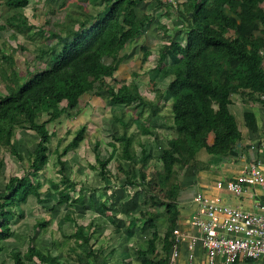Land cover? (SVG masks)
Segmentation results:
<instances>
[{"label":"trees","instance_id":"trees-1","mask_svg":"<svg viewBox=\"0 0 264 264\" xmlns=\"http://www.w3.org/2000/svg\"><path fill=\"white\" fill-rule=\"evenodd\" d=\"M0 1L5 11L1 31L24 34L33 30L23 15L29 0ZM90 1L99 8L95 14H84L75 22L76 27L64 34L50 33L55 42L37 50L34 61L42 68L35 65L33 71L27 69L22 76L16 70L13 57L6 55L0 47V71L11 83L6 95L0 96V150H13L17 129L34 132L37 137L35 148L28 156L26 173L8 177L0 192V243L12 236L11 223L20 217L16 216L17 206L25 204L29 197L42 201V184L37 177L48 163L52 134L46 128L47 123L63 115L72 117L76 114L79 100L92 92L97 82L102 91L100 96L105 94L109 105L131 107L139 118L147 113L146 119H152L160 113L161 95L157 102H150L140 95L135 84L120 83L119 87L113 88L106 83V79L115 82L114 73L125 57L118 56L120 51L127 44L137 41L144 27L153 21L150 15L138 17L136 14L137 7L147 0ZM153 1L157 9H166V16L173 11L180 23L172 36H165L168 44L161 47L154 68L159 72L164 70V76L170 77L164 102L170 104V129L174 137L167 140L166 148L161 150L159 160L162 171L154 172L152 178H147L145 174L148 156H145L144 147L140 146L143 163L137 181L150 192V208L163 207L162 215L167 227L161 236L154 221L156 214L139 212L152 231L147 249L139 251L138 256L140 264H168L173 231L179 217L178 205L187 193L178 184H171L168 193L164 194L175 170L181 172L188 165L197 172L208 170L210 163L198 158L201 152L210 157L223 158L237 150L241 134L228 110L232 95H239L245 103L264 106V0H187L175 5L164 0ZM158 27L164 35L169 33L164 27ZM43 33L37 29V35L42 36ZM182 34L183 38L179 40ZM140 51L143 64L148 61L151 52L145 48H140ZM169 55L176 59L167 65ZM104 57L111 58V65L103 63ZM42 115L48 119L38 123L37 118ZM251 117V114H245L247 125L254 131L255 125L248 122ZM113 118L121 130V134L113 137L120 148L118 176L122 173L126 177L125 184L133 186L137 184L133 179L137 155L133 135L128 134L133 122H124L122 116L114 115ZM153 129L149 122L139 125L140 135H152ZM86 132V126L80 127L56 155L60 179L51 183V188L58 206L86 208L81 191L72 196L77 184L67 175L65 161L62 160L82 144ZM110 146L115 148V144ZM13 155L20 159L17 153ZM108 162L95 156L97 166L93 170L103 181L110 177L106 170ZM2 164L0 154V167ZM121 164L127 165V170ZM70 218L65 216L66 220ZM47 226L48 221H39L34 225L35 229ZM68 239L74 240V246L69 247L72 252H76L80 243L88 244L90 240L83 235V227L76 223L75 232ZM21 255L20 252L10 254L13 264H25L34 257L40 264H59L55 258L31 246Z\"/></svg>","mask_w":264,"mask_h":264},{"label":"rangeland","instance_id":"rangeland-1","mask_svg":"<svg viewBox=\"0 0 264 264\" xmlns=\"http://www.w3.org/2000/svg\"><path fill=\"white\" fill-rule=\"evenodd\" d=\"M184 1L187 0H175V4L183 3ZM61 4L63 5L61 6ZM98 10L99 8L93 6L90 0H29L28 6L23 10V15L26 17L28 24L32 26L33 30L27 31L24 34L14 33L12 30H0L1 50L5 52L6 55L13 57L17 72L24 76L26 70L33 71L35 65L40 68L43 67L34 61V57L40 47L55 42L54 39L50 38V33L64 34L74 29L76 27L75 22L81 19L84 14H95ZM165 10L164 8L157 9L156 3L153 1L151 2V0L137 7L136 14L138 17L146 14L155 19L151 22L154 28L153 33H155V38L148 37L147 40L141 43L148 47L153 45V50H150L152 55L148 58L147 62L142 64V52L139 49L140 43L127 44L125 49L120 51L118 55L119 57L125 55V57H123V60L118 66V70L114 73L115 82L106 79V83L111 87L117 88L120 86V83H125L127 85L135 84L138 86L140 95L150 102L155 101L157 90L162 92L167 87L170 79H164V77H166L164 76L166 72L161 70L159 74L157 73L156 77L152 68H154L156 64L157 51H159L162 46L167 45L168 38L165 36H172L175 32L173 27L179 28L180 23L176 20L173 11L170 12L171 14L169 16H166V14H164ZM4 17L5 11L0 1V25L3 24ZM155 24L156 26H165L169 28V33L164 35L163 30L160 27H155ZM152 27L148 25V28L147 26L145 28L151 30ZM37 29L44 32L42 36L36 34ZM181 38H183V34L179 37V40H181ZM171 58L172 59L168 61L169 64L176 59L172 56ZM103 63L107 66L111 65V58L104 57ZM148 70H150L148 72L149 74L147 73ZM159 78H162V80ZM149 79H151V81L155 80V83L150 82ZM10 86V81H8L7 77L0 71V96L6 95ZM99 92L102 93L100 85L97 82L94 86V90L80 99L76 114H73L72 117L63 115L60 119L47 123L46 128L52 134L48 152V163L37 177L42 184L40 189L41 199L47 202V204L44 206L43 204H39L33 197H29L25 205H18L15 211H17L16 216L20 217L11 223V229L16 234H22L24 236L31 234L32 229H34V223L39 221L45 222L46 220L51 221L53 228L58 227L61 228L64 233H68L69 229L73 228L74 223H82L80 217L87 218V216L91 215L89 212L86 215V211L77 206L69 208L66 206H57L52 213L47 209L56 204V196L51 188V183H56L60 179L56 155L72 140L74 133L82 126H86L87 128L84 141L78 148L70 151L62 159L65 161L67 175L77 184L76 191L72 196L75 197L81 190V193L85 196L84 201H86L87 204L93 205L95 203L94 208L96 211H105L104 213H106V216L110 218H116L120 213L121 207H123L122 211H124V213L132 210L131 215L135 216L132 217V222H139L137 229H139V233L144 235V237L147 236V239L152 230L147 227L145 223L146 219L142 218L139 212H154L157 215L154 221L158 232L161 236L164 234L165 226L161 224V221L164 220L162 219L163 207L150 208V192L147 191L145 186L138 184L137 177L139 168L143 163L142 154H140V146L144 147L143 149L146 152L145 156H148L145 167L147 169H145L147 171V173H145L147 178H152L154 172L162 171V165L159 160L161 150L166 148L167 143L165 144V142L169 140V137H174V133L170 129L172 125L170 104L161 103L162 110L160 113L162 117H160V120L156 118L157 116L152 119H146L147 113H145L142 118H139L131 107L109 105L105 94L100 96L101 93ZM92 97L93 101L91 100ZM114 115L122 116L124 122H133L130 124L128 130V134L133 135L134 151L138 156L136 159L137 161H135L136 166L133 173V179L137 184L133 186L125 184L126 177L122 173L118 176L117 166L119 164L118 152L120 148L117 143L113 141V137L121 134V130L114 121ZM47 119L48 117L46 115H42L37 118V122L43 123L47 121ZM143 122H149L153 126L152 128L158 127L159 122H165L166 129L160 131L154 130L152 134L154 139L148 136L140 139L139 125ZM159 134L161 138L164 137L165 142L162 140L157 142ZM13 142V150H0L3 160L2 167H0V192L8 177L22 176L26 173L29 167L28 156L35 148L37 137L34 132L17 129ZM110 144H115V148H112ZM14 152L19 155L20 159H17L13 155ZM203 154L206 155L204 152H201L198 158L201 159L202 156H204ZM96 155H98L101 160L109 161L106 170L110 173V177L106 182L98 176L95 170H93V167L97 166L95 163ZM121 167L127 170V165L121 164ZM175 171V174L164 190V194L168 193L171 184H178L182 179V175H180L181 172L178 169ZM189 172V177H192L194 169L192 168V171ZM220 180L224 181V179ZM97 186H104L101 193L97 192ZM108 189H111L113 192L111 193ZM91 195L94 202L88 198ZM183 197H181V199ZM130 200L133 201V207L126 205ZM231 200L232 202L230 205L236 207V203L233 201L234 199L231 198ZM98 201L103 203V210H101V205H98ZM92 211L93 210H91V212ZM67 214L71 215L70 220L62 221L64 215ZM125 218L128 217L125 216ZM116 223V226L121 224L118 223L117 225ZM143 229H145L144 232H142ZM40 232H42L43 236L53 233L55 235L57 234L54 229L51 230L50 228H48L47 231L40 229ZM34 234L38 233L34 232ZM8 242H10V240ZM0 244L2 246L3 242ZM158 249H160V244H158ZM8 257L11 258L10 255H8L6 259ZM9 258L7 259V261L9 260L8 264H12Z\"/></svg>","mask_w":264,"mask_h":264},{"label":"crops","instance_id":"crops-1","mask_svg":"<svg viewBox=\"0 0 264 264\" xmlns=\"http://www.w3.org/2000/svg\"><path fill=\"white\" fill-rule=\"evenodd\" d=\"M152 1L153 0H151V2ZM262 7L264 9V4L262 5ZM154 20L155 19H153V21ZM148 25L152 27L151 23L146 25L147 28ZM155 27H158V25L156 26L155 24ZM162 27H164V29L166 28L167 31L169 30V28L165 26ZM147 28L144 29L145 31L143 30V34L141 35V37L137 41L132 43L138 42L140 43L139 44L140 48H145L146 50L151 52L150 50L151 49L153 50V45L148 47L147 45L144 46L143 44H141L143 41L147 40L148 37L155 38L154 35L155 33H153L154 28L152 27L151 30ZM175 28L177 27H173V29ZM160 51H161L160 49L159 51H157V56ZM171 59H172L171 55H169L168 58H166L167 65L169 64L168 61H170ZM154 68H156V64ZM154 68L152 69L154 70ZM149 71L150 70H148L147 73ZM154 73L156 76L157 73L159 74L160 72L158 70L157 71L154 70ZM164 79L165 80L170 79V77L167 76L164 77ZM149 80L150 82L155 83V80L154 81H151V79ZM160 80H162V78ZM166 88L162 92H159L158 90L156 91L157 95H155L154 102H157L156 100L158 96L160 95L162 96L161 101H159L160 103L159 107H161L158 108L159 112L162 110L161 103H165L164 100L166 98ZM85 95H83L82 97H84ZM92 99L93 97L91 98V100ZM230 100L231 102L228 106V110L234 117L238 130L241 134V140L238 144L237 150H234L233 153L228 154L223 158H214L203 154L204 156H202L200 160L203 162L210 163L211 166L209 167L208 170H202L197 172L193 166L188 165L184 170L181 171L180 175H182V179L178 183V185L183 190H186L187 193L182 198V201L178 205L179 217L177 220L176 228L181 230V232L187 235V237L185 238L184 241H182L180 245L181 251L174 264H206L204 253L202 252L201 245L199 242H196L192 250L188 249V243H189L188 237L197 236L196 230L191 228L190 226V219L196 208V205L193 202L194 194L197 192H202L205 195L217 194L216 190L214 189L215 180L224 179V181H226L231 178H234L235 176L238 175L242 167L247 162L254 159H257L261 162L264 171V106L258 103H253V104L245 103L243 102L241 97L236 94L232 95L230 97ZM245 114H251L252 117L250 120H248V122H252L253 125H255L254 131L249 128L250 127L249 125H247ZM160 117H162L161 113H159L156 118L160 120L161 119ZM158 127L156 128L154 127L152 132L154 133V130L160 131L166 129L165 122H159ZM145 136L154 139L152 135H140V139H143ZM162 138L161 135L159 134L157 138V142L159 140L165 142L164 137ZM170 138L171 137H169V139ZM211 141L212 140L210 139V143ZM140 154H141V148H140ZM192 168L194 169L193 172L194 174L192 177H189L190 175L189 171H192ZM103 187L104 186L102 187L97 186L96 187L98 190L97 192L101 193ZM108 190L111 191V193L113 192L111 189ZM228 197L231 196L224 194V199L226 200V202L231 204L232 197L231 198ZM88 198L92 200L93 197L91 195ZM131 201L132 200L127 202L126 205L132 206L133 201L132 202ZM233 201L236 203V207H243L249 211L254 210L253 206L249 203L247 199H242V200L234 199ZM56 202H57V197H56ZM38 203L43 204L44 206L45 204H47V202L45 201H40ZM97 203L98 205H101V210H103L102 208L103 203H101L100 201H98ZM57 206L58 205L55 204L53 207H49L47 209L51 210L49 212L52 213L55 210V207ZM85 206L86 208L84 206L83 207L77 206V207L83 208L86 211V215L88 214V212L89 214L91 213V215L87 216V218L84 216H83L84 218L80 217L82 223L81 224L77 223V225L82 226L83 235L90 238L88 244L80 243V246L76 248V252H72L69 249V247L74 246V240L68 238L75 232V223L73 224V228L69 229L68 233H64L61 228L58 227L53 228L52 227L53 224L51 223V221L46 220L48 221V226L46 228L35 229L34 227L35 223H34L33 225L34 229H32L31 234H27L25 236L22 234H16L15 232L12 231V236L9 239L3 241V245L1 246L0 264H8L9 260L7 261V259L9 257L7 259L6 257L10 255V253L20 252L22 254L21 256H23V254L26 253L27 248L29 246L37 249L44 255H50L51 257L55 258L59 264H140L141 260L139 259L138 252L145 251L147 249L148 240L150 239L151 234H149L148 236L149 238L147 239V236L144 237V235L139 233V229H137L139 222L137 223L132 222L133 221L132 217H135L131 215L132 210L127 211V213H124V211H122L123 207H121L120 213L122 215L119 213L116 218H110L109 216H106V213H104L105 211L103 212L96 211V209L94 208L95 203L93 205H90L87 204V202L85 201ZM91 210L93 211L91 212ZM123 215L127 216L128 218H125V216ZM65 216L66 215H64V217L62 218V221L66 220ZM67 216H71V215L67 214ZM162 219L164 220L161 221V224H164L166 229L167 221L163 215H162ZM115 223L117 225L118 223L121 224L116 226ZM48 228H50L51 230L54 229L57 232V234L55 235L53 233L54 235L48 234L43 236L42 232H40V229L47 231ZM33 231L37 232L38 234H34ZM144 231L145 229H143L142 232ZM9 240L10 242H8ZM158 252L160 255H162V252H160V250H158ZM9 259L12 261L13 264V260L11 258ZM25 264H40V263L38 262L37 258L34 257L31 262L25 261ZM216 264H220V263H216ZM235 264H264V262L243 260L236 262Z\"/></svg>","mask_w":264,"mask_h":264},{"label":"built area","instance_id":"built-area-1","mask_svg":"<svg viewBox=\"0 0 264 264\" xmlns=\"http://www.w3.org/2000/svg\"><path fill=\"white\" fill-rule=\"evenodd\" d=\"M164 1L175 4L173 0ZM214 189L215 195L197 192L193 196L196 208L190 226L197 236L188 237V249L192 250L199 242L206 264H235L243 260L264 262V171L261 162L257 159L247 162L234 178L216 180ZM224 194L236 200L247 199L254 210L231 206ZM186 237L181 230L174 229L168 264L175 263Z\"/></svg>","mask_w":264,"mask_h":264}]
</instances>
